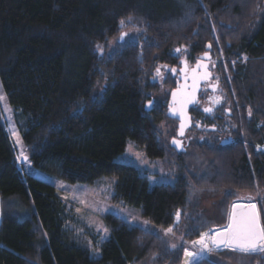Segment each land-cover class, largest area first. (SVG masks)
<instances>
[{"label":"trees","instance_id":"trees-1","mask_svg":"<svg viewBox=\"0 0 264 264\" xmlns=\"http://www.w3.org/2000/svg\"><path fill=\"white\" fill-rule=\"evenodd\" d=\"M263 6L264 0H0V79L34 165L71 183L114 177L113 199L141 209L159 227L129 226L110 214L111 236L95 255L67 228L70 211L59 189L23 176L0 117V264H181L185 243L173 248L163 231L200 238L218 223L202 200L221 195L223 223L232 203L249 196L264 223V152L256 148L264 144ZM124 27L136 28L138 41L100 55L97 45ZM209 43L227 97L216 126L228 118L233 124L226 139L213 132L212 144L178 152L160 127L168 120L177 135L178 121L167 114L170 94H157L176 86L172 73L164 77L167 67L179 66L182 54L195 61ZM131 141L151 159L172 158L175 181L153 185L136 165L119 160ZM219 257L264 264V254L228 249L198 264H225Z\"/></svg>","mask_w":264,"mask_h":264},{"label":"rangeland","instance_id":"rangeland-1","mask_svg":"<svg viewBox=\"0 0 264 264\" xmlns=\"http://www.w3.org/2000/svg\"><path fill=\"white\" fill-rule=\"evenodd\" d=\"M261 11L264 13V6ZM135 29L136 28L124 27L121 33L115 39L108 42L107 45L100 46V48H98L99 54L111 55L121 47L138 41L139 34ZM124 33H126V35H123ZM211 52L213 55V46ZM184 58H187V55L182 54L181 59ZM218 62L219 59L213 56L212 63ZM159 67H162V65H160ZM214 74L215 77H219L218 72L215 71ZM105 88L106 82L99 83L97 87V95L103 94ZM169 90V87H162L160 92H158L157 94V98L164 96V94L168 93ZM0 94L4 96V100L0 101V117L12 142L18 167L21 170L23 176L26 177L27 175H33L54 184L59 189L61 198L70 211V216L67 221V228L74 230L76 234L80 236L81 240L86 242L88 246L91 247L95 255H99L101 244L111 236V229L106 223V217L110 214L117 217L120 221L127 223L129 226L138 225L152 230H159V227L144 219L141 209L131 207L124 203L116 202L113 199L114 185L116 182V179L114 177H104L94 185L71 183L54 174L36 167L32 159H30V152L22 139L18 123L20 114L18 110H16L9 102L1 79ZM210 100L212 101L211 103L214 102L213 107L219 106L222 102L226 103L227 97H225V95L223 94V88H214L210 96ZM249 108H251L252 115L254 116L255 107L249 106ZM232 124L233 120L228 118L227 123H225V125H221V128L224 130V132H226L229 130V126H231ZM160 127L164 134H167L169 141H171L172 137L176 136V134L174 133V125L171 126V122H169L168 120L163 122ZM214 136L215 134L213 132L199 130L196 127L188 130L185 137V145H187V150L190 146H194L200 141H205L212 144ZM216 137L217 140H222L226 139L227 136H223L222 134L218 133L216 134ZM263 146L264 144L258 145L256 147L257 151L263 152L262 150H260V148ZM26 156L29 157V159H27L24 163H21L23 157ZM118 159L136 165L150 178L153 185L159 183H171L176 179L177 170L171 164V162L173 161L172 158L167 155L163 159H151L146 154L144 149L138 147V145L132 141L128 144L125 152L119 155ZM223 197L224 196L221 195L216 198L213 197L202 200V206L207 209L209 216L217 220L218 222L213 226L225 227L229 223V217L225 223L222 222L221 213L219 211V205L223 200ZM23 213L27 214V211H23ZM179 219L180 218H178L177 221H179ZM211 227L203 233L207 232L211 235ZM172 229V233H166L167 229L163 231L164 236L172 242V245L174 244L177 247L180 243H185V249H187L188 251H198V248L193 246L192 241L199 240L200 238L187 241L183 238V235H177L174 228ZM213 251L201 256L199 262L204 258L211 256L213 254ZM184 257L185 254L183 256L182 263L184 261ZM219 259L225 264H235L232 261L228 262L227 260L220 257Z\"/></svg>","mask_w":264,"mask_h":264},{"label":"snow or ice","instance_id":"snow-or-ice-1","mask_svg":"<svg viewBox=\"0 0 264 264\" xmlns=\"http://www.w3.org/2000/svg\"><path fill=\"white\" fill-rule=\"evenodd\" d=\"M131 19V17H128V20ZM125 23L126 21L124 19L120 20L121 26H124ZM123 35H126V33H124ZM97 47L100 48L99 45H97ZM209 47H211V45H209ZM176 51L179 52L180 50L176 49ZM157 73L159 74V69H157ZM173 96L175 99V93L173 94ZM3 100L4 96L0 94V101ZM189 102L192 101H183L181 103V107L179 109H175V111H180L181 114H183V108L186 103ZM148 106L151 107V102H149ZM204 111L211 112L212 110L210 108H206L204 109ZM248 115H252L251 108L248 109ZM183 127L184 125L181 124V129H183ZM182 134L183 131H181V135ZM173 143L178 144L179 142L174 140ZM23 158L25 160L27 159V157ZM256 186L258 188V185ZM252 199L253 198L251 196L248 197L250 203L242 211H236L238 206L236 204H233V210L229 214L230 223L226 229L222 231H216L214 235H210V233L207 232L202 233L199 240L192 241L193 246L198 248L197 252H190L187 249H184L185 256L190 258L189 264H198L201 256L205 255L208 252L219 250L221 248L247 255L264 254V223H261L260 213L256 207V204L251 203ZM176 216L177 218H179L180 213L177 212ZM172 232L173 229L171 227L166 230V233ZM172 247L175 248L176 245L173 244Z\"/></svg>","mask_w":264,"mask_h":264},{"label":"water","instance_id":"water-1","mask_svg":"<svg viewBox=\"0 0 264 264\" xmlns=\"http://www.w3.org/2000/svg\"><path fill=\"white\" fill-rule=\"evenodd\" d=\"M210 43L207 45V50L200 55V59L197 62V64L192 68L191 73L188 77L182 78V82L178 84V86L172 91L169 101V107H168V116L172 119L178 120V129H177V135L172 137L171 139V146L174 147L178 152H186L187 145H185V137L187 135L188 130H190L193 125L194 121L191 114V109L193 107H196L199 104L200 100V93L202 91L203 85L211 79L212 76V70L210 68V63L213 59L212 55V45ZM207 54V55H206ZM187 63L185 60L183 62L184 66ZM206 66V67H205ZM183 72V69H182ZM175 93V99L173 94ZM185 100H191L192 102L186 103V105L183 108V114H181L180 111H175V109H179L181 107V103ZM151 108V107H149ZM181 124L184 125L183 129H181ZM213 130H216L215 128ZM181 131H183V134L181 135ZM178 141V144H174L173 141ZM233 142V139L230 138V140H226L223 142V144H229ZM27 157V156H26ZM29 159V157H27ZM26 159V160H27ZM24 158L21 160V163H24L26 161ZM250 203L248 198H241L235 201L233 204H236L238 207L236 211H242L244 210L247 205ZM251 203H255L257 209L260 213V220L262 223V216L259 209V206L257 202H255L253 199ZM232 204V206H233ZM231 206L230 213L232 212L233 208ZM3 223V199L0 194V230ZM230 223V220H229ZM227 224V226L229 225ZM225 227H217L213 226L211 227V235H214L216 231H222L227 228ZM225 248H221L219 250H222ZM185 258V257H184Z\"/></svg>","mask_w":264,"mask_h":264},{"label":"flooded vegetation","instance_id":"flooded-vegetation-1","mask_svg":"<svg viewBox=\"0 0 264 264\" xmlns=\"http://www.w3.org/2000/svg\"><path fill=\"white\" fill-rule=\"evenodd\" d=\"M199 59H200V55L197 57L195 61H191L189 58H184V59H181L180 65L177 66L176 68L167 67V70L165 72L166 75H164V77L168 76L169 73H172V75L175 77V80H176V86L168 91V94H170V96H171L172 91L178 86L179 83L182 82V78L184 77L186 78L190 75L192 68L197 64ZM185 60L187 61V63L184 66L183 62ZM210 68L212 70L211 79L203 85L202 91L200 93L199 104L196 107H193L191 109V114H192V118L194 121V125L192 128L196 127L197 129L204 130L206 132L208 131H212L214 133L218 132L222 134L223 136H226L224 133V130L221 127L216 126V124L218 123V118H216L218 106L213 107L214 102L211 103L212 101L210 100V96L214 88L220 89V80L219 78L215 77L214 73H215L216 65L215 63H212V61L210 63ZM182 69H183V72H182ZM162 73L163 72L160 69L158 75L161 76ZM169 101H170V97H169ZM168 107H169V103H168ZM206 108H210L212 111L205 112L204 109ZM214 128L216 130H213ZM255 202H257L259 209H260L259 202L258 201H255ZM260 212H261V209H260ZM261 216H262V212H261ZM262 223H263V217H262Z\"/></svg>","mask_w":264,"mask_h":264},{"label":"built area","instance_id":"built-area-1","mask_svg":"<svg viewBox=\"0 0 264 264\" xmlns=\"http://www.w3.org/2000/svg\"><path fill=\"white\" fill-rule=\"evenodd\" d=\"M260 150H262L264 152V146L260 148Z\"/></svg>","mask_w":264,"mask_h":264}]
</instances>
